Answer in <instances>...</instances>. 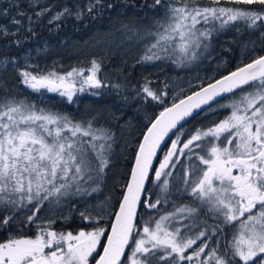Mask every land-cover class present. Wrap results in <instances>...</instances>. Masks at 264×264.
Masks as SVG:
<instances>
[{"label":"snow or ice","instance_id":"obj_1","mask_svg":"<svg viewBox=\"0 0 264 264\" xmlns=\"http://www.w3.org/2000/svg\"><path fill=\"white\" fill-rule=\"evenodd\" d=\"M128 3L87 0L54 11L40 0H0V42L19 50L37 35L35 25L45 17L58 30L68 19L119 14ZM157 6L165 11L154 30L140 37L153 38L140 62L167 59L186 66L205 53L211 56L214 35L226 30H243L256 39L241 41L242 58L234 71L203 86L189 81L193 91L186 97H180L183 87L174 89L171 106L165 105L167 84L154 88L145 77L134 89L144 102L165 106L148 120L137 142L130 178L115 211L108 201L91 206L86 200L99 191L111 164L114 135L109 129L98 126L96 117L75 120L15 97L0 98V232L9 233L0 241V264H264V54L255 53L258 44L264 48V0H145L141 5ZM249 55L253 58L245 63ZM9 64L18 67L17 57L3 54L0 68ZM100 71L96 60L87 69L59 74L43 72L26 59L19 76L33 92L46 90L71 104L88 89L108 86L98 77ZM217 107L230 112L185 134L187 118L214 113ZM182 157L190 163L181 190L192 203L158 218L150 211L140 213L166 202L169 181L162 177L171 176ZM152 182L160 190L154 200L146 187ZM75 197L85 198L78 214L88 230L57 231L53 217L38 215L45 202L51 209ZM109 217L112 222L105 227L102 221ZM15 224L35 226L37 232L16 236L10 233ZM182 228L187 231L182 233ZM229 228L231 238L225 239Z\"/></svg>","mask_w":264,"mask_h":264},{"label":"trees","instance_id":"obj_2","mask_svg":"<svg viewBox=\"0 0 264 264\" xmlns=\"http://www.w3.org/2000/svg\"><path fill=\"white\" fill-rule=\"evenodd\" d=\"M117 2L122 3V0H117ZM197 2L200 4H207L209 3V0H197ZM3 3H7V0H3ZM40 3L41 5L47 4L49 6H52L53 10H56L63 7L64 5H68L71 7L76 3H87V0H40ZM144 3L145 0H129L128 6L126 8L121 7L119 14H117L116 12H112L111 15L106 14L103 17H98L95 20L76 21L75 19H68L58 30H55L53 26L47 25V17H45L42 22L35 25L34 30L36 31L37 35L28 40L23 48L17 50L14 46L10 47L9 45H5L0 42V57H2L3 54L19 57L29 50L41 46L43 42L49 43L54 48L55 46H58L61 41L74 43L90 38L95 34L103 37L109 32V30L113 31L114 29H116L117 31V28H119L121 24L125 25V23H134L135 25H138L141 22L148 21L149 18L159 16L164 10L159 6H157V8L154 10L148 7H141V5ZM147 3L151 4L152 0H147ZM133 4H135V7H133ZM29 14H31V12ZM49 15H51V13ZM116 31L113 38H117L119 35V33ZM241 37L247 38L249 37V34L243 30L240 33H237L234 30H226L214 35L210 47L215 50V46L224 43L227 39H237ZM219 54L224 60V64L220 67V71L217 72L214 78L204 83V85L217 78L222 77L223 75L228 74L234 68V66L232 65L234 59V54L232 51H222L220 49ZM61 56L63 62L61 65H59V67L49 66L48 68L43 70V72H47L48 70H55L59 74H66L73 68L87 69L90 67L91 61L96 60L101 64V71L100 73H98V77L106 80L108 86L101 89H88L85 93H81L75 96L73 98L74 103L71 104L67 102L66 98L58 97L51 105V108L54 111L66 114L69 117L74 118L75 120H82V118L85 116L92 117L93 115H99V118H96V123L98 124V126H103L107 129L111 128L113 134L115 133V131H119L118 125L125 121H131L132 124H135V143L132 147H130L131 153L124 160V164L127 166V170L121 173V184L114 187L115 197L113 200V211H115L116 206H118L119 200L121 198V193L124 191L123 186L126 184L129 176L134 155L137 149V142L141 139L148 120L151 117L158 115L159 112L163 110V107L165 105L169 106L167 97L165 98V105H157L154 102L146 103L140 98L135 97L134 89L139 88V86L145 82V77H147L151 81L152 87L163 88L165 82L162 80L160 75H157L158 67L163 72L176 74L184 71L186 66L173 64L171 60L167 59L155 62H140L141 59L137 60L135 58H130L129 56L119 57L117 55L111 54H109L107 58L97 53ZM87 74L88 73L86 71L85 75ZM18 80L21 81V77H18ZM112 85H120L121 87L115 88ZM27 91L31 93L29 97L33 99L42 98L46 95L47 92L46 90H42V92L40 93H34L30 90ZM192 91L193 90H190L185 95L191 93ZM92 92H98L99 95H91ZM3 95V93H0V96ZM26 96L28 95L26 94ZM125 97H127V99H125ZM108 107L112 108V110L114 111L113 114H115L116 117H114L116 119V122L110 125H108L107 123L106 116L101 114V111L107 109ZM207 114L201 113L199 116L193 117L188 120V122L184 124L185 134H191L197 128H206L211 125L212 115L209 116ZM198 123L200 124L198 125ZM184 138L185 137H182L181 139L183 140ZM164 151H167V149H165ZM196 151L200 152L201 150L197 148ZM110 158L113 167L111 170H109V174L103 179L104 181L108 179L107 183L104 184V188H106L105 190H108V187L111 185L115 176V172L120 164L114 153H112ZM159 158L163 159V153ZM193 159H195V157H193ZM189 163L190 162L186 158L182 157L180 159V163L176 164V167L172 169V175L169 177H165V179L169 180H172V178L176 177L174 179L176 184L172 188L173 193L176 195H182V181L185 179L184 173ZM157 166L158 163H156L155 167ZM200 167H203V165H200ZM154 187H156V185H154V182L148 183L147 185V188L150 190L151 198L153 200L159 193V191L158 193L155 191ZM171 200L172 198L169 195L166 202L162 201L157 209H140L139 211L140 213H149L150 211V214L153 217L158 218L160 215L167 214L168 211L172 209V207L168 206L169 203H172ZM176 205H181L179 199L176 200ZM147 218L148 215H144V220ZM111 221V217H109L103 222L107 227L111 224ZM139 223H142L141 220H139ZM53 228L57 231L77 232L81 229L86 230L88 228V225H86L81 218L74 217L72 221L66 224L57 222ZM12 229H18L21 231L23 230L24 234H20L19 232H17V236L21 237H33L37 232V230L32 226L22 227L21 224L13 225L10 231ZM6 234L4 232H0V241H4L7 239L8 236H6Z\"/></svg>","mask_w":264,"mask_h":264},{"label":"rangeland","instance_id":"obj_3","mask_svg":"<svg viewBox=\"0 0 264 264\" xmlns=\"http://www.w3.org/2000/svg\"><path fill=\"white\" fill-rule=\"evenodd\" d=\"M76 4L84 5L86 3ZM164 11L165 10H163L159 16L149 18L148 21L141 22L138 25H135L134 23H125V25L121 24L119 28H117V31L116 29H114L113 31L109 30V32L103 37L95 34L90 38L74 43L61 41V43L54 48L49 43L43 42L41 46L29 50L28 52L17 57L18 67H13L11 64H9L6 69L0 68V93L4 94L3 96H0V98L15 97L17 100H25L28 103L37 105L38 107L43 106L53 110L51 108V105L58 97H60L59 95L46 92V95L42 98H30L29 95H31V93H29L27 90H32L27 88L21 81L18 80V77H20L19 70H22L24 68L26 59L30 64L38 65L39 70L41 71L45 70L49 66L59 67V65H61L63 62L61 55L71 56L97 53L104 56L105 58H107L108 55L111 54L117 55L119 57L129 56L130 58L140 60L146 51V45L153 40L152 37H147L145 39H140V37L145 36V34L149 30H154L155 20L159 17H162ZM115 31L119 33L117 38H113V36L115 35ZM215 47V50L212 47L209 48L211 56H208L207 53H205L204 58L187 64L185 70L180 73L171 74L169 72H163L161 69H159V67L157 68V75H160L165 84L168 85L167 92L169 93V96L167 97V102L169 105L173 102L171 97L175 94L174 89L176 92H179L180 87H183L184 91L180 92V97H183L187 92L193 90V88L189 86V81H191L193 85L201 86L203 82L209 81L217 74L218 71H220L219 69L224 64V60L221 58L219 51L220 49H225V46L223 44H218ZM177 55H179V53H177ZM26 94L28 96H26ZM113 112L114 111L111 107H108L107 109L101 111V114L106 116L108 125L114 124L116 122V117ZM92 117L99 118V115H93ZM92 117L85 116L82 118V120H88ZM118 128L119 131H115V133L113 134L114 143L112 145L111 155L112 153H114L115 157L120 163L119 167L115 172V176L111 185L108 187V190H105L106 188H104V184L107 183L108 179L105 181L103 180L104 183L103 181L101 182L99 191L86 198L87 202H89L91 206L103 204L105 201H108L113 206V200L115 197L114 187L121 184V173L127 170V166L124 164V160L131 153L130 147H132L135 143V124H132L131 121H125L119 124ZM108 129L112 132L111 128ZM112 167L113 165L110 164L109 169H106V176L109 174V170H111ZM175 178L176 177L172 178L173 181L167 179L169 181L170 197L171 195H173L172 188L176 184L174 182ZM162 179H165V177H162ZM154 189L157 193L158 191H160L158 187H154ZM181 192L182 196L187 195L183 191ZM178 196H180V194H178ZM179 200L181 204L184 203V199L179 198ZM66 201L67 202H62V204L58 207L53 205L51 209H49L47 202H45V207L38 215H43L45 218L49 216L53 217L56 221L53 227L57 222L66 224L72 221L74 217L81 218L78 214V210H82L84 208L85 198H66ZM175 206L180 205H173V207ZM63 217L70 218L65 220L63 219ZM103 221L102 224L106 227V224ZM184 221L185 220H183L182 222ZM143 222L141 224H143ZM84 223L88 225V222L84 221ZM88 228L86 230H88Z\"/></svg>","mask_w":264,"mask_h":264},{"label":"flooded vegetation","instance_id":"obj_4","mask_svg":"<svg viewBox=\"0 0 264 264\" xmlns=\"http://www.w3.org/2000/svg\"><path fill=\"white\" fill-rule=\"evenodd\" d=\"M249 38H251V39H256V37L255 36H251V37H247V38H244V37H241V38H231V39H227L224 43H222L224 46H225V49L223 48L222 49V51H232L233 52V54H234V59H233V62H232V65L234 66V68H233V70H235L236 69V67L239 65V63H240V60H241V41H245V42H247V40L249 39ZM255 53L257 54V55H260V54H264V48H262V47H260L259 46V44L257 45V47H256V49H255ZM253 58V56H251V55H249V56H246V57H244L243 59H244V62H245V60H246V62L245 63H247L249 60H251ZM232 70V71H233ZM214 78V77H213ZM211 80V79H210ZM208 82V81H207ZM204 83H206V82H203V84L201 85V86H203L204 85ZM223 103H227L228 101L225 99V100H223L222 101ZM230 112V109H227V108H219V107H217L216 108V110H215V112L214 113H208L207 115H212V122H211V124L214 122V121H217V120H223L224 118H225V116L226 115H228V113ZM206 116V115H205ZM196 117V116H195ZM203 118V117H202ZM202 120V119H201ZM197 121H199V120H197ZM197 121H195V122H197ZM200 123H201V121H200ZM200 123H198V125L200 124ZM194 127V126H193ZM192 129V128H191ZM175 182V181H174ZM171 198H172V200H171V202H173V203H169V207H172V209L170 210V211H168V213H171V212H173V210L175 209V208H177V206H175V207H173V205H176V200L177 199H179V198H184V204H190V203H192V197H190V196H188V195H186V196H178V195H176V194H174L173 193V195H171ZM184 204H181V205H184ZM180 205V206H181ZM179 207V206H178ZM167 213V214H168ZM141 222H143V220H141ZM189 223V221L188 220H185L184 222H182V224H188ZM33 228H35L34 226H32ZM36 229V228H35ZM17 230V231H16ZM16 230H14V229H12L11 231H10V233H12V234H14V233H16V234H14V235H16L17 236V232H19L20 234H24V231L22 230H18V229H16ZM37 230V229H36ZM187 231V229H184V228H182V233L183 232H186ZM226 233H227V235H226V237H225V239H230L231 238V229L229 228V229H226ZM6 234V233H5ZM9 235V233L8 234H6V236H8ZM190 251V250H189Z\"/></svg>","mask_w":264,"mask_h":264},{"label":"water","instance_id":"obj_5","mask_svg":"<svg viewBox=\"0 0 264 264\" xmlns=\"http://www.w3.org/2000/svg\"><path fill=\"white\" fill-rule=\"evenodd\" d=\"M234 71V70H233ZM221 78V77H220ZM220 78H217V79H220ZM212 82V81H211ZM192 93V92H191ZM191 93H189V94H191ZM189 94H187V95H189ZM187 95H185V96H183V97H186ZM227 95V94H226ZM218 99H220V98H218ZM169 106H171V104L169 105ZM194 117H195V115H194ZM191 118H193V117H189V118H187V120H190ZM182 123H184V122H182ZM185 124V123H184ZM142 138V137H141ZM136 151H137V149H136ZM136 153V152H135ZM161 154H162V152H160V153H158V156L160 157L161 156ZM134 158H135V155H134ZM133 164H134V159H133V163H132V166H133ZM155 165H156V162L154 161V167H155ZM132 166H131V168H132ZM130 172H131V169H130ZM130 172H129V176H128V179H127V182L129 181V178H130ZM126 182V183H127ZM148 185V184H147ZM147 185H146V187H147ZM112 222V221H111Z\"/></svg>","mask_w":264,"mask_h":264}]
</instances>
